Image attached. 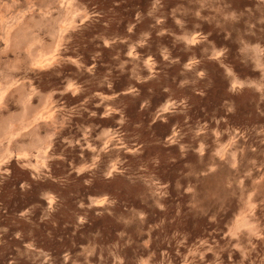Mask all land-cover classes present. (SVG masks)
Here are the masks:
<instances>
[{
    "label": "rangeland",
    "instance_id": "1",
    "mask_svg": "<svg viewBox=\"0 0 264 264\" xmlns=\"http://www.w3.org/2000/svg\"><path fill=\"white\" fill-rule=\"evenodd\" d=\"M0 264H264V0H0Z\"/></svg>",
    "mask_w": 264,
    "mask_h": 264
},
{
    "label": "water",
    "instance_id": "2",
    "mask_svg": "<svg viewBox=\"0 0 264 264\" xmlns=\"http://www.w3.org/2000/svg\"><path fill=\"white\" fill-rule=\"evenodd\" d=\"M192 64V66L194 67L195 66V64L194 63H191ZM181 99L179 100V99H177L174 103H172V104H170V105H168L166 108L165 107H163L161 110H166L167 108H171V109H174V108H177L178 106H180L179 104H181ZM177 106V107H176Z\"/></svg>",
    "mask_w": 264,
    "mask_h": 264
}]
</instances>
